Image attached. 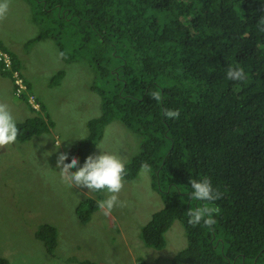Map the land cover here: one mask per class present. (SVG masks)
Wrapping results in <instances>:
<instances>
[{
  "label": "trees",
  "instance_id": "obj_1",
  "mask_svg": "<svg viewBox=\"0 0 264 264\" xmlns=\"http://www.w3.org/2000/svg\"><path fill=\"white\" fill-rule=\"evenodd\" d=\"M29 2L41 30L31 41L51 39L66 62L84 61L97 75L91 89L101 98L102 114L88 122L90 135L69 150L66 163L75 156L82 165L102 136L96 128L120 120L142 140L125 163L124 180L150 165L152 187L163 200L141 230L144 244L162 249L178 221L187 244L171 264H264V0ZM9 54L13 72L20 73ZM233 67L244 70L243 81L227 78ZM154 91L161 93L159 102L151 98ZM164 109L178 110L179 117L165 118ZM47 120L17 124V139L46 131ZM203 178L220 199L191 198L188 181ZM200 206L219 208L212 228L188 224V210ZM97 209L86 199L76 213L86 223ZM34 236L53 255L54 228L40 226ZM0 264L9 262L0 257Z\"/></svg>",
  "mask_w": 264,
  "mask_h": 264
},
{
  "label": "rangeland",
  "instance_id": "obj_2",
  "mask_svg": "<svg viewBox=\"0 0 264 264\" xmlns=\"http://www.w3.org/2000/svg\"><path fill=\"white\" fill-rule=\"evenodd\" d=\"M40 33L29 0H10L7 16L0 21V45L5 52H14L26 89L16 97L13 81L0 75V102L9 105L17 124L39 116L48 118L50 126L28 140L16 139L0 148V257L9 264H78L77 260L171 264L187 244L180 222H173L165 233L162 249L146 246L140 236L163 208L150 173L140 170L134 180H124L119 199L126 202L125 207L114 208L109 216L98 208L88 222L80 221L78 205L86 199L103 200L107 194L69 187L56 168V159L87 139L88 122L102 114L101 98L91 89L97 75L84 61L58 58L60 50L51 39L32 42ZM22 97H27L26 103ZM96 132L102 136L90 154H119L128 163L140 150L141 136L120 120L113 119ZM44 225L56 233L53 255L34 236Z\"/></svg>",
  "mask_w": 264,
  "mask_h": 264
},
{
  "label": "clouds",
  "instance_id": "obj_3",
  "mask_svg": "<svg viewBox=\"0 0 264 264\" xmlns=\"http://www.w3.org/2000/svg\"><path fill=\"white\" fill-rule=\"evenodd\" d=\"M9 6L10 0H0V21L6 18ZM260 24V31L264 32V17L261 18ZM58 58H65V53L59 52ZM226 75L229 80L233 81H243L246 78L244 70L240 67L229 68ZM151 98L159 102L162 96L159 91H154L151 93ZM164 116L174 120L179 117V111L164 109ZM18 134L19 129L9 105L0 102V148L14 144ZM68 160L67 152L60 153L56 159V168L59 169L62 180L68 183L69 187L76 186L86 188L87 191L106 193L105 199L97 201V207L102 210L103 215L109 216L114 208L126 206V202L119 199V193L124 187L126 176L125 161L119 154L100 151L99 154L88 155L82 165L75 156H72L66 163L65 161ZM141 168L145 174L151 171L150 165L146 163L142 164ZM70 169L76 170L70 171ZM188 183L192 190L190 196L194 200L213 202L222 196L218 190L213 188L208 178L190 179ZM218 212V207L190 208L187 212V222L194 227L203 223L204 226L212 228L216 224L213 215Z\"/></svg>",
  "mask_w": 264,
  "mask_h": 264
},
{
  "label": "built area",
  "instance_id": "obj_4",
  "mask_svg": "<svg viewBox=\"0 0 264 264\" xmlns=\"http://www.w3.org/2000/svg\"><path fill=\"white\" fill-rule=\"evenodd\" d=\"M0 69L4 72H9L11 74V80L15 88L14 95L20 97L24 95L26 89L24 81L20 77V73L13 72L11 64V56L9 53L0 50Z\"/></svg>",
  "mask_w": 264,
  "mask_h": 264
},
{
  "label": "crops",
  "instance_id": "obj_5",
  "mask_svg": "<svg viewBox=\"0 0 264 264\" xmlns=\"http://www.w3.org/2000/svg\"><path fill=\"white\" fill-rule=\"evenodd\" d=\"M12 55L14 56V52L12 53ZM1 75V74H0ZM3 77V76H2ZM3 78H6L7 79V77H3ZM8 80V79H7ZM12 93V92H11ZM20 102V101H19Z\"/></svg>",
  "mask_w": 264,
  "mask_h": 264
},
{
  "label": "flooded vegetation",
  "instance_id": "obj_6",
  "mask_svg": "<svg viewBox=\"0 0 264 264\" xmlns=\"http://www.w3.org/2000/svg\"><path fill=\"white\" fill-rule=\"evenodd\" d=\"M21 74V73H20Z\"/></svg>",
  "mask_w": 264,
  "mask_h": 264
}]
</instances>
